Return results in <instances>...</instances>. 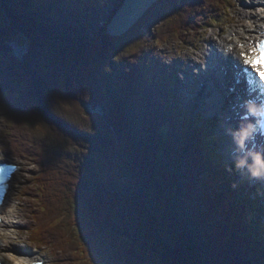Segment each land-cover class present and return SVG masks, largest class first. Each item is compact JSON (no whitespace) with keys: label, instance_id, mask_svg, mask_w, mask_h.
I'll list each match as a JSON object with an SVG mask.
<instances>
[{"label":"trees","instance_id":"trees-1","mask_svg":"<svg viewBox=\"0 0 264 264\" xmlns=\"http://www.w3.org/2000/svg\"><path fill=\"white\" fill-rule=\"evenodd\" d=\"M123 1L116 0L112 10ZM59 2L45 9L38 0H0V27L29 43L23 61L7 54L0 59V87L6 91L10 135L18 134L28 144L14 145L19 146L15 155L34 166L29 186L37 212L34 239L52 253L53 264H193L199 248L194 254L187 246L184 225L167 209L177 193L189 204L179 202L176 212L194 220L196 235L198 226L205 232L200 250L207 253V264H261L264 224H251L240 234L228 230L247 224L243 219L251 216L246 213L254 201L236 186L242 196L227 205L226 165L214 166L219 155L206 143L212 137L195 134L201 142L199 157L191 149L184 155L166 152L156 136L169 135L179 122L151 116L155 112L149 114L154 109L147 103L152 100L141 98L136 87V76L154 54L153 42L187 37L204 1L158 0L122 35L105 33L106 20L87 41L81 28L73 27L78 23L60 12L59 5L68 7L69 0ZM51 14L59 15L57 21ZM174 16L177 21H171ZM68 21L72 30L63 25ZM71 94L101 105L103 115L86 113ZM182 139L188 145L189 136ZM182 159L186 181L182 186L177 181L176 187L161 162L178 166ZM115 166L135 175L142 188L106 183L102 171ZM207 219L215 221L214 236Z\"/></svg>","mask_w":264,"mask_h":264},{"label":"rangeland","instance_id":"rangeland-1","mask_svg":"<svg viewBox=\"0 0 264 264\" xmlns=\"http://www.w3.org/2000/svg\"><path fill=\"white\" fill-rule=\"evenodd\" d=\"M238 2H240V3L244 2L245 3V0H239ZM213 3H214V0H207L205 2L206 5H201L200 9L198 10L199 15L196 18L201 17L204 20V18L206 16H208L209 14H212L213 7L211 6V4H213ZM239 8H241V6L237 5V7H234V9H233L235 17H236V22L242 16L241 14H239L242 11ZM173 14H175V13L173 12L172 15ZM178 18L179 17L174 16L171 18V21H177ZM228 21L232 22L233 19L229 18ZM228 21L226 20V22L225 21L221 22L220 23L221 27H226V24L228 23ZM1 24H2V22L0 21V25ZM95 25H97V24H95ZM196 28H197L196 22L192 21L191 30L188 32L193 33ZM207 29H209V27ZM163 30H167V25L163 27ZM219 32H220V29L216 25L212 26L208 31L206 30V32L202 31L203 35L201 37H199L198 41L194 42V43H197L195 46H192L190 41H188V42L186 41L187 38H190V36H192V35H187V37H184L183 40H181L179 42H175V43H173V42L165 43L164 41L158 40V43H156V45H157V47L163 49L165 51V54H169L170 59H174L175 54L179 53L180 55H183L184 57L189 56V57L193 58L194 60H197L198 56L201 53L200 48L205 45V43H204L205 40L208 38L216 39L217 33H219ZM199 33L200 32H198V35H199ZM176 38L177 37L172 36L169 38V40L173 41ZM5 39L8 42V44H10V45L13 44L17 48L20 47L23 43L22 40L20 38H17L16 35L13 33L9 36V38L5 37ZM9 124L11 125V122L8 119V116H6V114L3 111L0 112V147H2L3 144L5 145V147H8V145H9L8 142H10V140H12L13 144L12 145L10 144L9 153H10L11 158L13 160H15L20 165L19 171L16 173V175H14L15 177L13 176V178H12L13 183H12V186L10 189L11 194L9 196V199L12 200L13 201L12 204L16 206L17 211H18V215H20L22 217V220H21L22 227H20L17 230V235H15L14 238H11L8 240L6 239L8 241V243H6V246H5L6 251H7V248H14V245H19L21 247L26 245V243L29 239V236H30V230L27 227L29 226V224H31L30 216L32 215L33 210H34L33 207L31 209V206L34 203L31 202L32 198H31V195L29 194V192H30V189H29L30 175L32 174V172L34 170V166L27 158H23V159L22 158H14L12 156L13 145H20V146H22V148H24L28 144L18 134H15V136H12L9 133H7V135H6L7 139L5 138V134H6L5 131H7V129L10 128ZM11 127H13V125H11ZM225 139H226V137L223 138V142ZM0 152H2V151H0ZM102 178L106 183L111 182L112 184L117 185L118 187H131V188H139L140 187L138 178L135 175L123 173V169L116 167V166L114 168L106 167L105 171L102 175ZM22 221H24V222H22ZM27 221H29V222H27ZM118 228L119 227L116 226L117 230H118ZM123 235H126V232H123ZM17 242H19V243H17ZM27 247H29V249H31V252L35 253V256L44 255L47 259L46 264H53L54 263L53 257L51 255H48V254L46 255V251H48V250L42 249L41 252H43V253H40V252H38V250L36 248H31L28 243H27ZM4 254L5 255L9 254L7 259H9L12 262L17 263V259H18L17 255L14 256L13 253H6V252ZM35 256L33 255V257H35Z\"/></svg>","mask_w":264,"mask_h":264},{"label":"clouds","instance_id":"clouds-1","mask_svg":"<svg viewBox=\"0 0 264 264\" xmlns=\"http://www.w3.org/2000/svg\"><path fill=\"white\" fill-rule=\"evenodd\" d=\"M157 1H155L154 3H156ZM11 56L17 59V57H15L14 55ZM23 60L24 59L19 61H23ZM244 109H245L244 119L247 120L248 122L246 124H243L237 131L232 133L234 143L236 144L240 152L243 153V155L239 156L238 159L236 160V167L245 168L252 179H258V180L264 179V150H256L255 148L247 147V142L250 139H253L255 136L257 124L264 123V102L257 103L254 100L246 101L244 104ZM253 118H255V122H252ZM14 155H15V149L13 150V156ZM29 194L31 195V191L29 192ZM9 196L10 195H8L7 198H9ZM31 198H32L31 202L34 203V199L32 195ZM33 206L36 208L35 204H33L31 206V209ZM32 215L30 216L31 220H33ZM30 232L33 231L30 230Z\"/></svg>","mask_w":264,"mask_h":264},{"label":"water","instance_id":"water-1","mask_svg":"<svg viewBox=\"0 0 264 264\" xmlns=\"http://www.w3.org/2000/svg\"><path fill=\"white\" fill-rule=\"evenodd\" d=\"M157 0H124L123 5L117 10L116 14L110 21L107 32L110 35H120L126 32L136 21L140 18L145 11L154 4ZM27 48V42L24 47L13 50L8 44L2 46V51L5 53L13 54L17 59L22 60V55ZM72 98H75L71 94ZM80 107L86 113L102 114V108L96 105L94 108L85 101L78 99Z\"/></svg>","mask_w":264,"mask_h":264},{"label":"bare ground","instance_id":"bare-ground-1","mask_svg":"<svg viewBox=\"0 0 264 264\" xmlns=\"http://www.w3.org/2000/svg\"><path fill=\"white\" fill-rule=\"evenodd\" d=\"M259 1H261V0H249L248 2H247V6L250 8V7H252L251 5L252 4H254V5H256V7H254L253 9H255V11H250L249 13H247V15H246V20H245V22L244 23H248L249 21H251V19H248L249 18V16L251 15V14H253V13H256V12H262V10L264 9V5L263 4H261V2H259ZM71 3V2H70ZM247 6H245L246 7V10H245V12H247ZM257 14V13H256ZM256 14L253 16V21H254V19H255V16H256ZM63 15V14H62ZM63 16H65L66 17V15H63ZM260 16H263L264 17V13H260ZM52 17H53V19H55L56 21H57V19L59 18V15H56V16H54V15H52ZM112 20V19H111ZM63 25H64V27L66 28H68L70 25H71V23L68 21V23H65V22H63ZM257 27V25L255 26V28ZM250 28H252V26L251 27H249L248 29H250ZM251 33H255V31H251ZM243 35V34H242ZM119 36V35H118ZM227 40V39H226ZM229 43V42H228ZM234 48V47H233ZM230 49H232V48H227V49H225V51H227V50H230ZM132 87V86H131ZM132 90V89H131ZM247 91H244V93H246ZM9 111V110H8ZM10 114V113H9ZM230 121V122H229ZM235 124V120H231V118H229L228 117V125H230V127H232L233 125ZM238 125H239V127H241L242 125H243V121L241 122L240 120H238ZM8 131H10V132H13V128L12 127H10L9 129H8ZM13 135H15V134H13ZM188 146H190V147H192L194 150H195V144L190 140V142H189V144H188ZM15 158V157H14ZM26 158V157H25ZM23 159V158H22ZM28 159V158H27ZM234 165H236V162L234 161V163H233ZM19 179V178H18ZM198 185H199V182H196ZM11 186H12V184H11ZM196 194H194V196H195ZM183 199H184V197H183ZM7 200H8V198H6V202H7ZM13 203V201H11V200H8V202L6 203V209H5V212H6V217H5V219H4V223H3V225H2V228H1V230H0V250H2V245H4L3 244V242H1L3 239H7V238H9V237H11L12 238V236H13V234H14V232H13V228H15L17 225H16V221H15V217L13 216V212H14V205L12 204ZM217 206H218V210H222V207L220 206V204H216ZM34 207V206H33ZM34 210H33V220H30L31 221V224L35 227L36 226V224H35V221H34V215L36 214L37 215V212H36V210H35V207L33 208ZM241 211V210H240ZM173 213H175L174 211H172ZM17 250H20V254L18 255V261L20 262V263H23L24 261H27L28 262V260L30 259V258H32L33 257V255H34V253L33 252H31V250L29 249V248H25V247H19V248H17ZM35 256V255H34ZM34 258V257H33Z\"/></svg>","mask_w":264,"mask_h":264},{"label":"snow or ice","instance_id":"snow-or-ice-1","mask_svg":"<svg viewBox=\"0 0 264 264\" xmlns=\"http://www.w3.org/2000/svg\"><path fill=\"white\" fill-rule=\"evenodd\" d=\"M245 45L242 43L240 44V47L243 48ZM259 46H260V56L256 59V60H252V59H248L247 58V53H242L241 55H243L245 57L244 63L249 65L253 70L256 71L257 77L260 80L261 83H264V70H262L261 68L258 67L259 64H264V41L259 42ZM255 50V49H253ZM245 71H247V69H245ZM251 82V80H250ZM3 172V169H0V173ZM0 183H3V180L0 179ZM3 218L0 217V221H2ZM18 264H20V262H18ZM37 264H40L39 261H37Z\"/></svg>","mask_w":264,"mask_h":264}]
</instances>
